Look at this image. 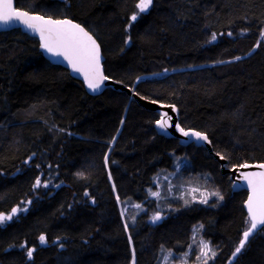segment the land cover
<instances>
[{"label":"trees","instance_id":"16d2710c","mask_svg":"<svg viewBox=\"0 0 264 264\" xmlns=\"http://www.w3.org/2000/svg\"><path fill=\"white\" fill-rule=\"evenodd\" d=\"M138 2L15 6L84 27L99 43L106 77L174 105L179 125L206 134L227 168L264 163V0H153L132 21ZM157 120L124 92L87 94L43 57L38 39L0 32V214L25 209L0 226V264H159L166 252L185 255L200 225L216 253L208 264H264V231L232 255L250 222L246 191H233L202 147L158 135ZM177 159L185 165L176 178L199 180L223 200L151 198L156 177ZM129 204L143 210L121 215Z\"/></svg>","mask_w":264,"mask_h":264},{"label":"snow or ice","instance_id":"6c2138e0","mask_svg":"<svg viewBox=\"0 0 264 264\" xmlns=\"http://www.w3.org/2000/svg\"><path fill=\"white\" fill-rule=\"evenodd\" d=\"M153 0H139L136 4V8L139 10L131 17L132 21L137 20L140 13L147 12L151 7ZM18 21L23 25L26 30L39 35L40 47L53 57H62L67 61L68 65L74 72H78L83 75L85 83L88 88L93 92H96L101 88L103 80L107 79L100 70V48L96 40L85 30L84 27L77 23H73L69 19H53L51 16L45 17L42 15H32L28 10H18L13 6V0H0V25H8L11 22ZM231 36L232 33H229ZM261 37H264V31L261 32ZM217 36L213 34L210 42L216 41ZM127 43V41H126ZM236 59H240L237 57ZM175 111V108L173 107ZM172 117L167 113L161 114V120L157 121V127L161 130H166L170 126L169 121ZM123 123V121H121ZM176 129L185 137L193 136L198 140L208 142V137L200 132L185 131L179 124H176ZM223 160L225 157L220 156ZM105 163L107 164V157H105ZM239 168L247 169L249 167H256L264 169V163L257 165H250L248 163L241 164ZM241 179L247 183L249 190V197L246 202L248 209L249 226L243 232V238L239 242V246L236 247L232 253L233 257L237 256L244 248L249 237L255 232L264 231V171L258 172H243L240 174ZM111 179V177H109ZM42 181L40 177L36 178L34 187H40ZM47 187V184L43 185ZM237 187V185H234ZM152 196H158L156 192L150 193ZM87 195V193H85ZM209 195L216 196L218 199L223 200V196L218 192H212ZM119 201V197H117ZM209 196L205 195L200 203H208ZM139 208V205H136ZM23 208H13L11 214H0V226L5 221H9L17 214L18 211H23ZM153 223L161 219L159 214L153 216ZM127 228V226H125ZM200 225L195 231H199ZM41 244H46L45 236L41 235ZM202 249L201 254L204 257V264H208L210 256L215 257L216 253L211 249L208 243L201 241ZM22 247H25L22 245ZM27 256L32 258L34 249L26 248ZM163 251V249H162ZM168 257H171V253L165 257L164 264H167ZM197 259H200L198 257ZM134 264V261H133ZM185 264L187 261L185 260Z\"/></svg>","mask_w":264,"mask_h":264},{"label":"water","instance_id":"95a60500","mask_svg":"<svg viewBox=\"0 0 264 264\" xmlns=\"http://www.w3.org/2000/svg\"><path fill=\"white\" fill-rule=\"evenodd\" d=\"M13 6H14V8H16L15 0H13ZM17 9L18 10H22V9H19V8H17ZM30 14L39 15V14H33V13H30ZM72 22L76 23L74 21H72ZM13 29H19L22 33H25L29 37H33V38L38 39V41L40 43L39 35L34 34V33L30 32L29 30H26L23 27V25L19 24L18 21L11 22L8 25H0V32H7V31H10V30H13ZM89 34L91 35V33H89ZM96 42L99 45L97 40H96ZM99 48H100V46H99ZM41 53H42L43 57L48 62H50L53 65H58V66H60V67H62L64 69H66L71 76H73L76 79L81 80L83 82V86H84V89H85L86 93L89 94V95L98 94V93L102 92L103 90H105L107 88H110L111 90H114V91L126 93L139 106H141L144 109H147L149 111L155 112L158 115V120L157 121L161 120V114L162 113H167L168 115H170L172 117V119H171V121H169L170 126L167 127L166 130H161L160 128H158L157 127V121L155 122L154 129H155L156 133L158 135L166 137V138L176 139L181 146H186V145H189V144H193L196 147H202L203 149L206 150L207 153L212 155L214 158L216 157L215 159L217 160V162L220 165L221 173L229 176V180L232 183V190L233 191H241V190L246 191L247 195H246V199H245V201L243 203V208H244L246 214L248 215V209L246 207V202L248 200V197H249L250 193H249V190H248V187H247V183L244 182L241 179L240 174L243 173V172L264 171V169H259V168H256V167H249L247 169H244V168H239L238 166L237 167H232V168H227L226 167V161L224 159L221 160L220 156L215 155V153L212 151V146H211V143H210L209 139H208V142H205L203 140H198V139H196L193 136L185 137L176 129V124H179V112H178V109L174 105H165V104H159V103H156V102H150V101H148L146 99H143L142 97L138 96L134 92L133 89L128 88V87L124 86L123 84H121L119 82H116V81H114V80H112V79H110L108 77H107V79L102 81L101 88L99 90H97L96 92H93L92 90H90L88 88L87 84L85 83L83 75H81L78 72H74L72 70V68L68 65L67 61H65L62 57L50 56L42 48H41ZM100 57H101V59H100V70H101L102 74L105 76L104 69H103V66H102L103 56H102V53H101V49H100ZM173 107L175 108V111L173 110ZM185 131L192 132V131H195V130L187 129ZM195 132H198V131H195ZM202 134H204V133H202ZM204 135H206V134H204ZM248 164L257 165V164H260V163H248ZM234 185H237V187H234ZM10 214H11V212H10ZM6 222L7 223L10 222V220L6 221Z\"/></svg>","mask_w":264,"mask_h":264},{"label":"rangeland","instance_id":"374dc122","mask_svg":"<svg viewBox=\"0 0 264 264\" xmlns=\"http://www.w3.org/2000/svg\"><path fill=\"white\" fill-rule=\"evenodd\" d=\"M184 165L185 162L183 160L177 159L175 162L174 170L167 173H162L157 176L154 182L155 187L151 190L150 193L156 192L159 195L152 196L150 194L151 198L155 199L158 203H161L166 199H181L186 204L198 203L203 205H205V203H200V200L203 199L205 195L209 196L208 203L210 201L218 200L216 196L209 195L210 193H212V191L206 190L203 187L204 183H201V181L195 180L190 176L183 179L176 178V175L179 174V171ZM139 206V208H137L136 205L132 204L124 207L120 206L121 215H124L126 213V209H132L134 210V214H138L143 210L141 205ZM195 229L192 233V244L188 252L185 255L179 257H175L171 254V257H168L167 264H185V260L187 261V264L204 263V257L201 254V241L203 240L200 238L199 231H195ZM168 254V252L164 253L163 258L159 264H164L165 257H167ZM198 257H200V259H197Z\"/></svg>","mask_w":264,"mask_h":264},{"label":"bare ground","instance_id":"6f19581e","mask_svg":"<svg viewBox=\"0 0 264 264\" xmlns=\"http://www.w3.org/2000/svg\"><path fill=\"white\" fill-rule=\"evenodd\" d=\"M64 69V68H63ZM66 70V69H65ZM69 73V72H68ZM70 75V74H69ZM71 76V75H70ZM73 77V76H72ZM81 81V80H80ZM83 83V82H82Z\"/></svg>","mask_w":264,"mask_h":264}]
</instances>
